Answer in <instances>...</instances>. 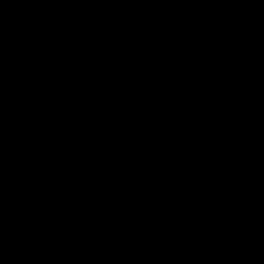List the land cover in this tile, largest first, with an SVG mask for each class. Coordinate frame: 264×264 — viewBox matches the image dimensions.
I'll list each match as a JSON object with an SVG mask.
<instances>
[{"label": "water", "instance_id": "obj_1", "mask_svg": "<svg viewBox=\"0 0 264 264\" xmlns=\"http://www.w3.org/2000/svg\"><path fill=\"white\" fill-rule=\"evenodd\" d=\"M0 264H264V0H0Z\"/></svg>", "mask_w": 264, "mask_h": 264}]
</instances>
